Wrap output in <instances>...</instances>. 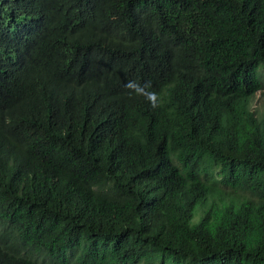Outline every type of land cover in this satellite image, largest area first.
<instances>
[{
    "label": "trees",
    "instance_id": "obj_1",
    "mask_svg": "<svg viewBox=\"0 0 264 264\" xmlns=\"http://www.w3.org/2000/svg\"><path fill=\"white\" fill-rule=\"evenodd\" d=\"M263 89L264 0H0V264H264Z\"/></svg>",
    "mask_w": 264,
    "mask_h": 264
},
{
    "label": "rangeland",
    "instance_id": "obj_2",
    "mask_svg": "<svg viewBox=\"0 0 264 264\" xmlns=\"http://www.w3.org/2000/svg\"><path fill=\"white\" fill-rule=\"evenodd\" d=\"M252 107L260 110L264 109V89L257 92L254 100L252 101Z\"/></svg>",
    "mask_w": 264,
    "mask_h": 264
},
{
    "label": "clouds",
    "instance_id": "obj_3",
    "mask_svg": "<svg viewBox=\"0 0 264 264\" xmlns=\"http://www.w3.org/2000/svg\"><path fill=\"white\" fill-rule=\"evenodd\" d=\"M128 86H129V87H133V88H135L136 91H137L138 93L144 91L143 88H141V87H139V86H137V85H135V84H129ZM149 98H150V99H155V98H156V93H154V92L149 93Z\"/></svg>",
    "mask_w": 264,
    "mask_h": 264
}]
</instances>
